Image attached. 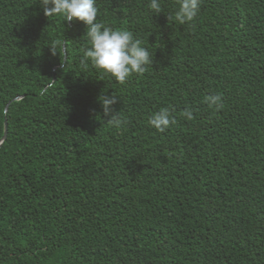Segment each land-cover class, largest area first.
Instances as JSON below:
<instances>
[{
    "label": "trees",
    "instance_id": "16d2710c",
    "mask_svg": "<svg viewBox=\"0 0 264 264\" xmlns=\"http://www.w3.org/2000/svg\"><path fill=\"white\" fill-rule=\"evenodd\" d=\"M149 2L96 0L153 56L120 84L82 62V22L0 0V264H264V0H202L185 24Z\"/></svg>",
    "mask_w": 264,
    "mask_h": 264
},
{
    "label": "clouds",
    "instance_id": "9594fccd",
    "mask_svg": "<svg viewBox=\"0 0 264 264\" xmlns=\"http://www.w3.org/2000/svg\"><path fill=\"white\" fill-rule=\"evenodd\" d=\"M202 0H179V7L175 13V21L180 24L192 22L198 15ZM46 17L57 15L66 21H79L86 26V37L89 43L82 55V62H90L97 70L109 74L120 84H124L133 74L142 75L147 66L152 64L153 56L149 50L142 46L132 32L123 28H111L97 23L98 8L96 0H37ZM149 8L155 13L162 12L160 0H150ZM52 54L57 52L51 46ZM210 107L222 104V94H215L205 98ZM98 102L103 108L107 121L116 128L122 124L114 111L113 105L117 98L102 94ZM184 116L192 118L190 111ZM176 120L167 108L151 114L148 125L156 131L164 132Z\"/></svg>",
    "mask_w": 264,
    "mask_h": 264
},
{
    "label": "water",
    "instance_id": "95a60500",
    "mask_svg": "<svg viewBox=\"0 0 264 264\" xmlns=\"http://www.w3.org/2000/svg\"><path fill=\"white\" fill-rule=\"evenodd\" d=\"M64 51H65V48H64ZM23 99V97H19V98H16L14 99L13 101H19ZM12 102H9L6 107H5V114L7 113L8 109H9V106ZM4 126H5V131H4V135H3V138L0 140V147L1 145L4 143V141L6 140V137H7V121L5 120V123H4Z\"/></svg>",
    "mask_w": 264,
    "mask_h": 264
}]
</instances>
